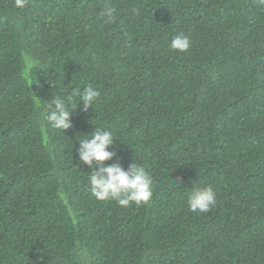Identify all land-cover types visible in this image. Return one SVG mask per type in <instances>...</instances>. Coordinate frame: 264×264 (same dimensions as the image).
Here are the masks:
<instances>
[{
    "label": "trees",
    "instance_id": "1",
    "mask_svg": "<svg viewBox=\"0 0 264 264\" xmlns=\"http://www.w3.org/2000/svg\"><path fill=\"white\" fill-rule=\"evenodd\" d=\"M88 85L93 107L52 128L51 99ZM98 126L104 164L152 176L147 204L89 191L77 140ZM209 185L216 205L191 211ZM0 264H264V5L0 0Z\"/></svg>",
    "mask_w": 264,
    "mask_h": 264
},
{
    "label": "clouds",
    "instance_id": "2",
    "mask_svg": "<svg viewBox=\"0 0 264 264\" xmlns=\"http://www.w3.org/2000/svg\"><path fill=\"white\" fill-rule=\"evenodd\" d=\"M27 0H15L17 8H24ZM264 5V0H258ZM116 9L108 7L103 15L107 22L115 20ZM170 48L180 52L187 51L191 41L184 34H176L172 37ZM100 92L91 85L83 90L73 89L62 96H54L48 105L49 110L44 113V119L55 129L61 131L72 126L71 115L77 104L81 105V111L87 112L89 107L95 104ZM79 97V102L75 98ZM113 133L101 127L88 136L77 140L78 159L87 165L90 170L89 191L100 201H116L120 206L127 207L130 204H147L153 196V178L144 165L133 162L125 169L119 162L104 164L116 155L113 145ZM216 193L213 188L193 187L188 196V206L193 212H209L216 205Z\"/></svg>",
    "mask_w": 264,
    "mask_h": 264
}]
</instances>
